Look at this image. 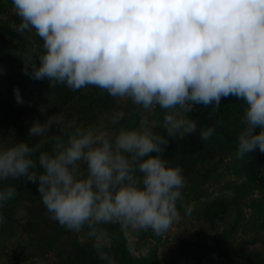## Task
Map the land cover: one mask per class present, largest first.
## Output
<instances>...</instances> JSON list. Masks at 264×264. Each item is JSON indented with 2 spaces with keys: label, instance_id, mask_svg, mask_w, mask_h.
Masks as SVG:
<instances>
[{
  "label": "clouds",
  "instance_id": "clouds-1",
  "mask_svg": "<svg viewBox=\"0 0 264 264\" xmlns=\"http://www.w3.org/2000/svg\"><path fill=\"white\" fill-rule=\"evenodd\" d=\"M12 4L20 18L17 31L34 29L42 40L31 78L73 91L95 86L145 110L159 106L165 110L169 137L197 131L196 121L178 118L180 112L212 105L213 117L222 98L235 96L245 103L236 158L256 149L264 153V0ZM14 96L23 103L19 89ZM54 124L58 132L51 138V151H41V143L0 146V181L23 177L37 184L54 220L77 233L87 228L92 237L98 235V225L113 222L161 236L180 219L176 205L183 200L185 179L182 168L162 156L168 139L147 128L121 129L110 137L62 119L34 121L29 136H43ZM215 131L213 126L199 129L200 139L208 140ZM37 165L42 171L35 170ZM16 195L13 186L0 189V208ZM4 222L0 213V224ZM96 251L105 264H116L102 245Z\"/></svg>",
  "mask_w": 264,
  "mask_h": 264
},
{
  "label": "rangeland",
  "instance_id": "rangeland-1",
  "mask_svg": "<svg viewBox=\"0 0 264 264\" xmlns=\"http://www.w3.org/2000/svg\"><path fill=\"white\" fill-rule=\"evenodd\" d=\"M19 23L12 0H0L3 82L31 78L42 53V40L35 30L18 32ZM110 97L96 129L114 137L121 129L147 128L168 139L162 156L182 168L185 179L183 200L176 205L180 219L161 236L113 222L98 225V235L92 237L87 228L79 233L58 232L57 221L41 199L22 202L0 234V264H56L58 252L69 249L74 240L102 245L111 251L116 264H264V188L250 180L245 159L236 158L237 144L216 133L201 140L199 129L206 126L183 112L178 118L195 120L197 131L181 137V130L169 137L164 129L165 110L159 106L145 110L129 98ZM206 108L212 110V105ZM244 108V101L229 96L221 99L218 112L226 114L240 132ZM119 113L124 114L123 119L114 122ZM107 224L116 226L126 252L116 246Z\"/></svg>",
  "mask_w": 264,
  "mask_h": 264
},
{
  "label": "trees",
  "instance_id": "trees-1",
  "mask_svg": "<svg viewBox=\"0 0 264 264\" xmlns=\"http://www.w3.org/2000/svg\"><path fill=\"white\" fill-rule=\"evenodd\" d=\"M14 89H19L22 104L16 102ZM110 100L111 97L106 91L95 86L73 91L64 84L53 86L47 79L36 83L29 75L24 80L15 82L0 81V146L6 148L20 142L29 146L41 143V151H51L53 147L51 138L58 132L55 124L43 136L32 137L29 136L28 130L34 121L62 119L67 124L75 120L78 126L96 128L100 114L108 109ZM210 112L211 110L203 105H194L188 113L204 126L215 127V133L223 139L237 144L239 133L237 125L222 112L217 111L213 117L209 116ZM244 159L250 180L264 188V153L256 149ZM35 170L42 171L38 165ZM7 186L15 187L17 195L14 199L4 202L0 208V213L5 218V222L0 224V234L12 220L18 204L35 203L41 199L37 184L25 181L23 177L0 181V189ZM56 226L58 232L66 230L58 222ZM107 230L112 234L119 250L126 252V246L116 226L107 224ZM96 245L97 243L85 244L74 240L69 249L58 252L56 264H105L98 258ZM102 250L111 255L109 249L102 247Z\"/></svg>",
  "mask_w": 264,
  "mask_h": 264
}]
</instances>
